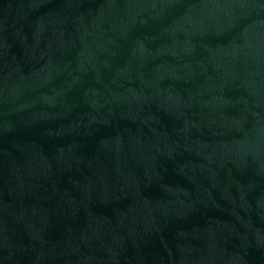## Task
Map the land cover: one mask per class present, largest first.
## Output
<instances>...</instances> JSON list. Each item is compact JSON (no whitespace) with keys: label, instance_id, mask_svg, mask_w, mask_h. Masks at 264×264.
Instances as JSON below:
<instances>
[{"label":"water","instance_id":"95a60500","mask_svg":"<svg viewBox=\"0 0 264 264\" xmlns=\"http://www.w3.org/2000/svg\"><path fill=\"white\" fill-rule=\"evenodd\" d=\"M0 264H264V0H0Z\"/></svg>","mask_w":264,"mask_h":264}]
</instances>
